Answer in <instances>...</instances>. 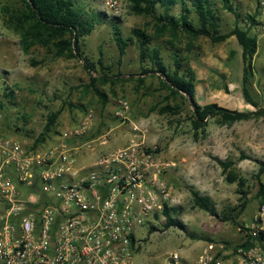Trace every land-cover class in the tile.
I'll return each instance as SVG.
<instances>
[{
  "label": "rangeland",
  "instance_id": "rangeland-1",
  "mask_svg": "<svg viewBox=\"0 0 264 264\" xmlns=\"http://www.w3.org/2000/svg\"><path fill=\"white\" fill-rule=\"evenodd\" d=\"M120 1V15L114 17L120 19L122 35L128 37L134 28L148 32L152 37L151 46L160 48L167 64L170 62L167 47L177 46L184 58V67L194 72V98L199 105L254 110L242 95V49L234 37L213 44L207 38L190 41L179 34L173 41L169 33L156 35L149 18L131 14L127 0ZM80 2L108 16L103 23L95 25L82 47L83 56L93 62L99 58L100 48L104 63L112 66L113 74H120L115 85L100 88L108 95V103L101 108L95 96L83 93L82 86L89 83V78L82 62L55 57L53 49L40 44L25 52L21 32L11 18L12 12L21 8L20 0H0V137L16 138L30 148L43 131L49 113L58 111L57 124L41 150L58 140L63 131L84 124L88 128L86 133L67 142L77 140L79 145L82 140L103 134L105 153L131 143L153 150L159 163L166 164L160 180L171 188L169 208L176 209L171 216L179 220L181 227L166 228V220L162 219L153 228L138 229L140 250L135 264H164L173 251L196 256L207 240L234 242L235 225L224 217L237 207L242 197L237 184L227 181L228 171L224 172L219 162H231L234 174L247 181L250 192L247 198L254 197L260 184L264 187V174L257 179L260 163L264 162V117L231 126L219 125L212 119L203 131L195 132L187 120V104L177 116L159 114L155 108L175 104V97L170 96L157 75H139L138 52L134 45L128 47L121 65L118 64V51L109 23L111 13L102 0ZM231 3L234 12L241 15L239 25L245 27L244 16L256 10L255 0H231ZM211 5L217 11L221 32L232 30L236 25L233 14L226 11L219 0H211ZM171 14L177 16L179 7H174ZM252 34L257 36L258 48L253 59L250 93L264 106V36L254 29ZM33 62L39 65L33 66ZM10 91H13L12 97ZM94 127L98 131L91 135ZM82 163L78 160L79 166ZM190 189L209 198L215 216L193 207ZM257 205L258 199L250 201L236 219L238 225L250 220Z\"/></svg>",
  "mask_w": 264,
  "mask_h": 264
},
{
  "label": "built area",
  "instance_id": "built-area-1",
  "mask_svg": "<svg viewBox=\"0 0 264 264\" xmlns=\"http://www.w3.org/2000/svg\"><path fill=\"white\" fill-rule=\"evenodd\" d=\"M255 3L252 30L264 36V0ZM102 4L120 15V0ZM87 129L65 130L44 150L0 137V264H135L138 229L165 220L166 164L131 143L79 166L77 153L90 146L67 140ZM234 234V242L207 240L196 256L170 252L164 264H264V191Z\"/></svg>",
  "mask_w": 264,
  "mask_h": 264
},
{
  "label": "trees",
  "instance_id": "trees-1",
  "mask_svg": "<svg viewBox=\"0 0 264 264\" xmlns=\"http://www.w3.org/2000/svg\"><path fill=\"white\" fill-rule=\"evenodd\" d=\"M219 1L223 8L231 12L235 18V27L227 33H222L220 30L217 11L212 7L211 0H127L131 14L149 18L156 35L169 33L173 41L177 40L179 34L187 36L190 41H195L200 37L207 38L213 44H220L234 37L242 49V95L245 102L254 108L253 111L229 110L217 104L199 105L194 98V72L184 67V58L177 46L171 44L167 47L170 61L167 64L161 56L160 48L151 46L152 37L148 32L134 28L130 30L128 37H124L119 25L120 19L109 16L112 39L119 56L118 64L121 65L128 47L134 45L138 52L139 75L144 77L157 75L170 96L175 97V104L167 103L155 109L161 115L177 116L182 113L183 105L187 104L189 107L187 120L195 132L203 131L208 121L212 119L219 125L231 126L235 123L264 117V106H260L250 93V81L254 76L253 59L258 48L257 36L252 34V28L258 24L257 12L245 15L246 25L242 27L239 25L241 15L239 12H234L231 0ZM20 3L21 8L13 11L11 18L15 20L18 25L17 29L21 32L24 51L27 52L33 45L40 44L49 50L53 49L55 57L77 59L82 62L83 69L89 78V83L82 86L83 93L95 96L100 107L104 108L108 103V95L100 88L110 84L115 85L119 81L120 74H113L112 66L104 63L100 48L99 58L93 62L83 56L82 47L85 38L93 33L95 25L103 23L108 17L106 13L94 10L88 5L83 6L80 0H20ZM174 7H179L177 16L171 14ZM8 11L5 10V12ZM190 49L191 45L188 50ZM32 64L33 66L39 65L36 62ZM12 95L13 91H10V97ZM262 102L264 103V94ZM82 112H84L83 106ZM59 115L58 111L49 113L43 131L33 141L31 149H36L47 141L57 124ZM219 164L224 172L228 171L227 181L237 184L238 193L242 197L237 207L224 217L225 220L237 226L236 219L240 213L246 209L252 199H258L264 187L260 184L255 196L247 198L250 194L247 181L234 174L231 170L233 166L231 162H219ZM262 174H264V162L260 163L258 180ZM190 194L194 208L213 216L216 215L209 198L200 196L193 189H190ZM175 213V208L165 207L163 214L166 228L181 227L179 220L171 216Z\"/></svg>",
  "mask_w": 264,
  "mask_h": 264
},
{
  "label": "crops",
  "instance_id": "crops-1",
  "mask_svg": "<svg viewBox=\"0 0 264 264\" xmlns=\"http://www.w3.org/2000/svg\"><path fill=\"white\" fill-rule=\"evenodd\" d=\"M98 131V128L94 127L93 128V132L91 133V135L95 132ZM105 135L101 134L97 137H91L88 140H82L81 144L79 145H83V144H89L90 148H85V151H82L81 153H77L75 160H85V163H88V160H96L98 155L105 153V140L104 137ZM103 140V142H102ZM69 143L72 146H78L77 140H72L69 141ZM42 147V146H40Z\"/></svg>",
  "mask_w": 264,
  "mask_h": 264
}]
</instances>
